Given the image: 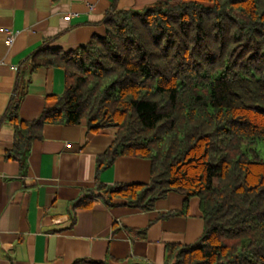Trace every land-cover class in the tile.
<instances>
[{"label": "trees", "instance_id": "trees-1", "mask_svg": "<svg viewBox=\"0 0 264 264\" xmlns=\"http://www.w3.org/2000/svg\"><path fill=\"white\" fill-rule=\"evenodd\" d=\"M59 2L60 0H53ZM106 34L75 50L42 47L19 69L1 117L8 158L25 167L47 124L118 129L97 175L120 155L146 158L150 183L96 180L77 207L116 200L142 211L175 191L200 199L204 232L167 248L164 264H264V0H160L105 16ZM66 70V87L37 119L20 117L31 75Z\"/></svg>", "mask_w": 264, "mask_h": 264}, {"label": "crops", "instance_id": "crops-1", "mask_svg": "<svg viewBox=\"0 0 264 264\" xmlns=\"http://www.w3.org/2000/svg\"><path fill=\"white\" fill-rule=\"evenodd\" d=\"M145 9L160 0H0V115L14 90L19 69L42 47L75 50L106 34L105 16ZM93 5V7H91ZM12 32V44L7 41ZM66 70L40 67L31 75L20 117L37 119L64 93ZM118 129L98 132L80 124H47L27 152L25 167L6 151L13 125L0 126V264H164L172 245L196 242L204 232L200 199L172 191L152 211L116 200L77 207L95 182L150 183L151 161L120 155L97 175L98 158L114 143Z\"/></svg>", "mask_w": 264, "mask_h": 264}, {"label": "rangeland", "instance_id": "rangeland-1", "mask_svg": "<svg viewBox=\"0 0 264 264\" xmlns=\"http://www.w3.org/2000/svg\"><path fill=\"white\" fill-rule=\"evenodd\" d=\"M253 148L255 151H257L260 157L264 160V139L258 140L257 143L253 145Z\"/></svg>", "mask_w": 264, "mask_h": 264}, {"label": "built area", "instance_id": "built-area-1", "mask_svg": "<svg viewBox=\"0 0 264 264\" xmlns=\"http://www.w3.org/2000/svg\"><path fill=\"white\" fill-rule=\"evenodd\" d=\"M91 7H93V5H91ZM8 32V31H7ZM13 39H14V35L12 32H8V38H7V41L9 44H12L13 42ZM0 120H1V115H0Z\"/></svg>", "mask_w": 264, "mask_h": 264}]
</instances>
